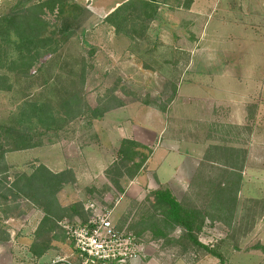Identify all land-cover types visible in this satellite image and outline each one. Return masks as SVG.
Returning <instances> with one entry per match:
<instances>
[{"label":"rangeland","instance_id":"374dc122","mask_svg":"<svg viewBox=\"0 0 264 264\" xmlns=\"http://www.w3.org/2000/svg\"><path fill=\"white\" fill-rule=\"evenodd\" d=\"M35 1L2 0L0 14L24 9ZM114 1L77 0L93 14L62 52L70 65H76L81 55L91 64L83 93L90 104L95 105L117 87L123 106L90 125L79 119L65 126L51 143L8 152L5 184L9 185L15 174L30 172L40 163L54 172L71 169L74 179L58 193L60 203L80 201L83 206L86 200H95L102 210H112L115 225L131 230L130 225L139 220L147 206L146 194L161 185L168 186L181 201L205 206L211 190L191 181L208 147L223 144L245 150L238 222L230 229L222 221L206 220L198 237L210 247L219 244L225 264H264V248L259 246H264V0H194L188 10L180 6L182 0H162L150 24L149 41L141 44L150 49L144 60L126 37L116 35L103 21V14ZM144 63L150 67L144 68ZM62 65L50 69L46 64L45 68L48 66L50 73H62L67 80L69 68L60 71ZM48 74L32 75L10 90L0 91V120L12 111L16 113L26 94L28 99L39 98ZM173 85L175 95L169 100ZM186 95L191 101L206 97L211 102L213 120L201 122L199 115L191 112L197 110L195 104H185ZM131 135H147L144 141L152 150L166 148L170 152L174 148L191 153L196 162L186 157L182 171L185 178L192 175L190 181L162 184L161 177L166 178L171 170L168 164L156 168L158 158L146 163L133 179L123 176L115 185L106 169L115 160L120 139ZM209 165L214 168L209 166L210 174L206 175L218 181L220 166L213 162ZM10 199L7 212L0 206V264H39L27 245L41 218L40 211L24 198L12 195ZM61 221L59 233L66 241L53 242L56 248L40 264H65L58 262V257L71 253ZM4 235L8 238L2 239ZM172 235L177 238L180 230ZM141 239L145 250L142 261L135 264H220L202 250L164 245L148 232Z\"/></svg>","mask_w":264,"mask_h":264},{"label":"trees","instance_id":"16d2710c","mask_svg":"<svg viewBox=\"0 0 264 264\" xmlns=\"http://www.w3.org/2000/svg\"><path fill=\"white\" fill-rule=\"evenodd\" d=\"M193 2L182 0L180 6L188 10ZM161 3L162 0H125L110 11L103 21L112 27L116 35L126 37L130 41L129 46L136 48L135 52L144 60V54L150 49L141 47V44L149 41L150 24L155 20ZM92 14L90 9L75 0H38L24 9L0 14V91H8L17 82L30 79L32 75L49 72L41 85L44 93L39 98L28 99L26 94L17 112L12 111L7 118L0 120V174L6 173L5 155L8 152L37 148L45 145L44 142L51 143L55 140L53 136H58L65 126L79 119H84L90 125L93 120L123 106L122 98L116 94L117 87L101 96L95 105L90 104L83 93L91 64L82 55L76 65H70L67 57H63L64 46L85 28ZM92 54L93 50H90ZM60 63L63 64L60 71L69 68L67 80L63 79L62 73H50V69ZM46 64L50 65L49 70L48 66L45 68ZM147 65L144 63V68L150 67ZM174 95L175 85L169 100ZM206 150L204 163L201 161L191 181L192 185L202 183L211 190L205 206L181 201L168 186L161 185L148 191L144 200L147 206L130 229L140 238L144 232H148L152 239L161 240L164 245L178 244L180 247L189 246L194 251L202 250L217 258L220 264H225L220 245L210 247L200 241L198 234L206 220L222 221L230 229L238 222L246 151L223 144L211 145ZM152 152V148L132 137L122 138L115 151V160L106 169L112 175L113 183L118 185L121 177L133 179L140 174ZM212 162L220 166L218 177L221 178L218 181L206 175L210 174L209 166L214 168L209 165ZM6 178L4 174L0 175V206L4 212L8 211L12 195L28 200L40 211L41 218L27 245V251L35 259L53 251L56 248L53 242L66 241L65 235L59 233L58 226L63 218L72 223L87 221L89 214L82 202L62 204L57 197L64 185L74 179L71 169L54 172L40 163L30 172L15 174L9 185L5 184ZM177 229L180 235L175 238L172 232ZM7 238L8 235L2 237ZM71 246L72 251V243Z\"/></svg>","mask_w":264,"mask_h":264},{"label":"built area","instance_id":"2783aa9c","mask_svg":"<svg viewBox=\"0 0 264 264\" xmlns=\"http://www.w3.org/2000/svg\"><path fill=\"white\" fill-rule=\"evenodd\" d=\"M89 214L87 221H61L73 250L58 262L65 264H131L139 260L145 250L143 240L128 229H120L113 222L112 210L103 209L95 200L83 205Z\"/></svg>","mask_w":264,"mask_h":264},{"label":"crops","instance_id":"0c3cea01","mask_svg":"<svg viewBox=\"0 0 264 264\" xmlns=\"http://www.w3.org/2000/svg\"><path fill=\"white\" fill-rule=\"evenodd\" d=\"M1 1L2 0H0V2ZM123 1H125V0H115L114 3L103 14V17H105V15H107L110 11H112L116 6H118ZM177 95L179 96V94H176V96H175L176 100H179ZM190 98H191L190 96L186 95V96H184L183 99H184L186 105H189V106L193 105L194 106V104H195V107L197 108V110H192L191 112H193L195 114H198L199 117H200L199 120L201 122H204V123L208 124V122L212 121L213 120L212 119V114H211L212 111L209 110L211 102L206 97H203V96L198 97V99H195L194 101H191ZM202 113L204 114L203 116H202ZM127 137H132L135 140H137L140 143H142L143 145L148 146L146 144V142L144 141V138L148 137L147 135H142V137H140V138H138V137L136 138L134 135L133 136L132 135L131 136H127ZM122 138H126V136H124ZM190 155H192V154L191 153L185 154L184 152L181 153L179 150H177V149L175 150L174 148L170 152L166 148H158V149L153 148V152L150 155V157H149V159L147 160L146 163L152 162L154 159H158L159 158L157 160L159 162L156 163V168H158L159 166L162 167L164 164H168V166L170 167L169 170H171V173H168V175H166V178H164V176L161 177L160 182L162 184L169 183V182H177V183L185 184L186 181H190V179L192 178V175L190 177L188 176L186 178L182 175V171H185L184 167H185V164H186V157H188L190 160H194V162H196V159L192 158ZM246 172H247V170H246ZM158 173H159V171H158ZM158 173H156V174H158ZM49 253L50 252L46 253L44 256H42L40 259H38L37 260L38 263L40 264V262H42V260L43 261L46 260L48 258V256H49L48 255ZM137 261H142V260L139 259V260L133 261L131 264H135Z\"/></svg>","mask_w":264,"mask_h":264}]
</instances>
